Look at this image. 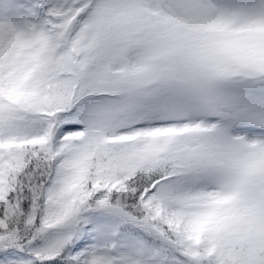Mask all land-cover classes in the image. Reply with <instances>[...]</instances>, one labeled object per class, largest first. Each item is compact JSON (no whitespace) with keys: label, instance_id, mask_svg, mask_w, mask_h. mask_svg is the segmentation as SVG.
I'll list each match as a JSON object with an SVG mask.
<instances>
[{"label":"snow or ice","instance_id":"snow-or-ice-1","mask_svg":"<svg viewBox=\"0 0 264 264\" xmlns=\"http://www.w3.org/2000/svg\"><path fill=\"white\" fill-rule=\"evenodd\" d=\"M0 264H264V0H0Z\"/></svg>","mask_w":264,"mask_h":264}]
</instances>
